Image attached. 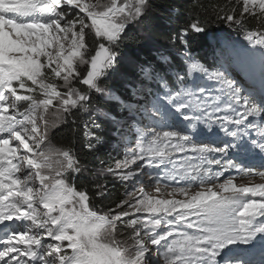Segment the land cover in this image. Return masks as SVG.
I'll use <instances>...</instances> for the list:
<instances>
[{
  "label": "snow or ice",
  "instance_id": "6c2138e0",
  "mask_svg": "<svg viewBox=\"0 0 264 264\" xmlns=\"http://www.w3.org/2000/svg\"><path fill=\"white\" fill-rule=\"evenodd\" d=\"M150 8V0H0V264H264V183L225 178L233 169L264 178V71L257 91L229 77L223 51L216 66L201 62L191 51L206 31L201 20L171 37L181 62L163 52L131 62L141 89L159 86L144 109L155 127L137 124L134 150L99 173L131 182L114 208L93 207L87 186L76 184L87 166L71 144L49 140L74 111L90 113L93 93L112 96L101 81ZM215 15L264 49V0H229ZM100 127L84 123L88 151L101 143ZM257 156L258 165H245ZM145 165L164 169L157 185L188 186L150 194L136 187ZM93 188L100 199L108 194L107 183Z\"/></svg>",
  "mask_w": 264,
  "mask_h": 264
},
{
  "label": "trees",
  "instance_id": "16d2710c",
  "mask_svg": "<svg viewBox=\"0 0 264 264\" xmlns=\"http://www.w3.org/2000/svg\"><path fill=\"white\" fill-rule=\"evenodd\" d=\"M228 2L229 0H150L151 8L145 19L139 23V27L142 33L154 42L162 46H169L174 50L147 48L143 42L142 33L137 31L136 28H131L123 36L117 51L119 55L132 56L140 59V61H155L157 55L163 52L179 63L181 62V57L175 51L181 52L183 47L179 44V41L173 43L171 37L179 29L185 27L193 20L199 19L204 24L206 31L202 35H197L192 41V54L200 58L201 62L215 66L216 60L214 58L211 59L210 56L211 51L218 43V39L223 38L231 41L235 37L244 36V30L239 26H230L227 22L216 18L215 11L221 6L228 4ZM232 2L235 3V0H232ZM256 27L257 22L253 18H249L247 28L254 30ZM121 77L126 78L127 82L130 83L129 80L135 79L136 76L119 60L115 72H111L107 78H104L101 81V86L112 87L116 91L117 96L130 105L141 104V99L131 95L126 87L127 82L122 85ZM146 85L149 91L147 96L153 97L152 90L156 89L158 85L154 81H148ZM91 104L99 105V99H92ZM100 105L102 106L101 103ZM113 105L103 106L106 111L114 116H122L126 108L123 105ZM73 120H76L75 124H73ZM92 121L100 124L96 119L91 118L88 113L74 111V114L68 117L65 123L57 125L53 129L50 140L57 147H67L71 144L78 154L80 162L86 165L88 169V171L82 172L76 177V184L78 186H87V190L92 197L91 203L93 207L96 210L106 212L109 208H114L121 199L125 198V182L116 179L109 173L99 175L100 172L97 173L96 170L105 169L112 161L120 160L122 157L121 153H118L114 148H106L104 146L106 141L111 143L114 139L112 134L116 133V130L112 128L111 134H109L111 128L103 125H101L100 129L94 130L96 135L101 138V143L92 151H88L84 147L87 142L83 135L84 123L88 122L89 127H91ZM91 142L96 144L94 138L91 139ZM94 183H107L108 194L105 198L100 199L95 196Z\"/></svg>",
  "mask_w": 264,
  "mask_h": 264
},
{
  "label": "rangeland",
  "instance_id": "374dc122",
  "mask_svg": "<svg viewBox=\"0 0 264 264\" xmlns=\"http://www.w3.org/2000/svg\"><path fill=\"white\" fill-rule=\"evenodd\" d=\"M131 28H136L137 31H141L139 24H133L129 27V29ZM128 29V30H129ZM143 42L145 44V46L147 48L150 49H156V50H160V49H168L169 51H173L174 49L169 47V46H162L157 42H154L153 40H151L148 36H146L145 34H143ZM241 45H246V46H241V45H235V49L238 53L242 54V56H245L246 53L249 50H253V51H259V52H264V49H262L260 46L258 45H252L249 44L247 40L241 39ZM175 53H179L177 51H175ZM119 60L121 62H123L127 68L131 71L134 72L133 70V65H132V61H140V59H137L135 57L132 56H125V55H119ZM251 62L254 65H258L259 62L254 60H251ZM227 69V72L229 74V77H232V75L236 76L240 81H243V86L247 87L249 84H254L256 86L257 91H259V83H260V78H261V74H255L254 71L252 70V68H248L247 76L241 77L237 72L233 71L230 67L226 66L225 67ZM224 70V69H221ZM115 72V71H114ZM122 85H125L127 82V79L124 77H121ZM130 83L127 82L126 87L129 89L131 95L132 91L131 88L135 87L138 89V91H140V85L137 83V78L135 77V79H130L129 80ZM133 83V84H131ZM121 85V84H120ZM105 87V86H102ZM106 89H108L111 93L112 96L109 95H100V94H95L93 93L91 100L94 98H98L99 99V105H92V108L90 109V113H88V115L91 118L96 119V121H98L101 125L107 127L109 126L110 128H115L117 130L118 128H121V132L119 133L118 136H120L122 133L124 134H130L132 136V138H130L129 141L126 140V138L124 139L125 136H123V139H121V137H119V139H115V142H111L108 143L106 141V143L104 144L105 147H109V145H113L114 147H116V150L120 151L121 154V159L120 160H114L112 161V163L108 164L106 168L108 167H114L115 163L117 161H121L123 159H125V157L128 155V150L129 149H133L135 148V144H136V139L132 133L136 132L137 133V124L140 128H148L151 129L153 127H155V125L153 123H151L149 121V116L144 112L145 107L147 108H151V103L152 101H146V102H151L150 104H145L142 103L143 105H135V106H131L128 105V103L124 100H121L117 94L116 91L112 88V87H105ZM145 87L142 88V90H144ZM137 91V93L135 95H133L136 98H140L139 96V92ZM161 96L163 94H160ZM100 103L102 104V106L100 105ZM113 104L117 105V104H122L123 106L126 107L127 111L124 113L123 116H114L113 114H111L110 112L106 111V109L104 108V106H108V105H112ZM104 105V106H103ZM131 106V107H129ZM140 106H143L142 108ZM87 116V115H86ZM49 118L52 119L53 117L51 115H49ZM135 122V129H132V127L130 126V124H133ZM114 125L116 127H114ZM55 128V127H54ZM54 128H50L49 129V140H50V135L53 131ZM51 142V140H50ZM52 143V142H51ZM53 144V143H52ZM138 164L140 162H137ZM171 164L168 165V168L171 169ZM136 166H132V169L135 170ZM101 170L103 169H98L96 170V172H101ZM141 175H139L138 177V183L136 184V187H139L140 183H143L145 185L146 191H148L150 194L156 195L155 193V188L157 186H159L161 188V193L164 195L165 198H167V192L171 190L172 187H175L174 183H172L171 181H165L164 179H161L160 185H157L155 182V177L159 176L162 177L164 174V169H161L160 171H154L152 168H149L147 165H145V167L143 169H141ZM103 174H107V172H103ZM149 177H153V179L151 181H149ZM125 182V181H124ZM129 184V189L128 190H132V185L131 182H125ZM165 184H169L170 187L165 188L164 185ZM193 191L196 190V188H192ZM177 199L181 198L179 196L176 197ZM102 212V211H101Z\"/></svg>",
  "mask_w": 264,
  "mask_h": 264
},
{
  "label": "bare ground",
  "instance_id": "6f19581e",
  "mask_svg": "<svg viewBox=\"0 0 264 264\" xmlns=\"http://www.w3.org/2000/svg\"><path fill=\"white\" fill-rule=\"evenodd\" d=\"M243 37L244 36L237 37V38L236 37L233 38L231 40L230 44H229V47L232 46L233 44H235L236 42L241 41V39H243ZM227 49L224 50V53H226ZM224 64H225V67L228 66V67L231 68V64H228L226 62H224ZM230 78L236 79L237 81L240 82L241 85L243 84V81H240L234 75H232V77H230ZM148 100L149 99H145V100L142 101V103L145 102V104L148 105V104L151 103V102H146ZM149 101H151V100H149ZM142 103L141 104H136V105H143ZM118 105H122V104H118ZM131 106H135V105H131ZM140 107L142 108L143 106H140ZM130 126L132 127V129H135V123L130 124ZM107 127H109V126H107ZM114 127H116V126L114 125ZM113 129L116 130L115 128H113ZM111 131H112V127H111V130L109 131L110 132L109 134H111ZM120 132H121V128H118L117 127L116 133H113L112 134L114 136V139L111 142H115V139L117 140V139H119V137H121V139H123V136H125L124 139L126 138L127 141H129L130 138H132V136L130 134H127V133L126 134L122 133L120 136H118ZM109 147L110 148H114L116 150V147H114L113 145H109ZM116 151L118 153H120V151H118V150H116ZM181 155L182 154H176L173 158L174 159H179ZM189 155H191V153H189ZM192 163H196V161H192ZM244 163H245L246 166H255V165H258L259 164L255 159L254 160L253 159H244ZM257 169H261V168L257 167ZM213 170L214 171L216 170V166H213ZM228 176L235 177V182L237 184H247L249 182H253V183H264V178H262V177L243 175L242 173H240V172H238L237 170H234V169L233 170H229L227 173H225V178H227ZM213 183H215V181H213ZM174 185H175V187H187L188 186L187 184H184V183H180V184H175L174 183ZM192 188H197V185H193Z\"/></svg>",
  "mask_w": 264,
  "mask_h": 264
}]
</instances>
